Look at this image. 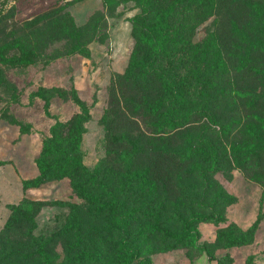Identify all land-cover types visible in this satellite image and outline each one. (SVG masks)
Returning <instances> with one entry per match:
<instances>
[{
    "label": "rangeland",
    "instance_id": "374dc122",
    "mask_svg": "<svg viewBox=\"0 0 264 264\" xmlns=\"http://www.w3.org/2000/svg\"><path fill=\"white\" fill-rule=\"evenodd\" d=\"M171 1L0 0V76L6 80L0 82V264H42L37 249L43 242H47L46 248L57 258V264H146V260L152 264H187L200 253L185 240L151 231L154 220L140 218L123 226L120 207L99 212L96 205L77 195L75 183L105 195L106 201H110L107 191H114L120 200L130 199L143 211L165 207L164 227L175 232L183 230L180 214H208L212 218L196 226L200 231L198 243L213 256L212 264H264V182L249 178L246 168L230 157L231 140L220 138L225 158L221 169L209 174L212 185L195 171L182 173L178 192L173 194L162 188L153 191L132 185L127 162H139L136 158L132 162L130 156L118 158L108 168L102 165L104 171L97 177L93 172L107 156L104 123L113 83L127 71L145 26L152 23L153 10ZM201 15L193 29V42L203 46L210 39L209 32L219 26L221 16ZM225 19L229 29L238 19L253 40H264V17L251 18L238 10L226 14ZM73 23L81 29L78 36L72 31ZM74 44L81 50L70 52ZM2 47H22L25 53L13 59L11 51L2 54ZM185 53L165 60L161 68L188 98V110L208 109L229 118L234 105L231 94L237 90L256 93L264 103V57L249 77L254 64L250 58L244 57L239 74L232 63L228 67L220 64L218 72L211 73L212 52L206 60L212 64L207 66L203 56L195 62ZM38 91L50 100L49 108ZM164 91L158 89V95ZM80 102L91 115L81 145L84 163L91 172L25 189L23 181L39 173L36 159L52 126L58 121L68 122L81 111ZM162 113L167 112L154 117L160 123L164 121ZM140 121L139 126L131 125L126 131L140 154L168 148L162 126ZM210 125L206 116L184 127L180 145H184L185 135H198ZM251 130L249 127L248 132ZM259 132L264 137V128ZM133 149L131 144L128 153ZM24 198L42 206L24 202V210L30 207L33 221L21 218L7 226L10 205ZM256 222L258 228L252 235ZM123 239L128 245H141V253L133 256L124 250Z\"/></svg>",
    "mask_w": 264,
    "mask_h": 264
},
{
    "label": "trees",
    "instance_id": "16d2710c",
    "mask_svg": "<svg viewBox=\"0 0 264 264\" xmlns=\"http://www.w3.org/2000/svg\"><path fill=\"white\" fill-rule=\"evenodd\" d=\"M238 10H242L251 18L264 17V0H172L168 5L159 6L153 10L152 23L145 26L143 39L139 41L127 71L118 76L111 88L104 123L107 156L101 163V167L94 169L96 177L104 171L102 165L105 164L108 168L109 165L113 166L118 158L130 156L132 162L135 158L139 162L137 165L131 161L127 162L126 173L128 182L132 185L146 186L153 191H160L162 188L173 194L178 192L179 183L177 182L182 181V173L194 171L212 185L209 174L218 172L225 158L220 143L222 137L231 140L230 157L238 166L246 168L247 176L264 182V139H262L264 137L259 132L264 128V103L261 96L251 91L245 93L242 90L232 93L234 105L229 118L208 109L188 110L186 107L188 98L180 92V86L170 78L167 72L162 71L163 67L161 68L165 60L175 58L182 51L186 52L187 59L195 62L198 56H203V65L207 66L212 64V62L206 63L212 52L214 65L211 73L218 72L220 64L228 67V64L232 63L235 73L239 74L238 71L244 68L240 64L246 60L244 57H247L254 63L247 73V76L252 77L257 70L256 65L259 60L264 57V40L260 38L253 40L238 19L232 22L231 29L228 28L226 14L230 15V12L235 14ZM204 12L215 14L217 17L221 16V21L218 20L219 26L216 25L215 29L209 32L210 39L206 40L203 46L194 45L193 29L197 26V18ZM71 26L74 34L80 35V27H77L75 23ZM224 29L228 33L226 36L223 34ZM11 48L2 47V54L6 55L8 51H11L10 57L17 59L25 53L22 47ZM78 50H81L80 45L74 44L70 52ZM0 82L4 84L6 80L0 76ZM160 88H164L165 91L158 95ZM37 94L46 99V108H49L50 100L46 98L43 91H38ZM80 105L81 111L75 113L68 122L58 121L52 126L51 135L46 137L43 149L36 159L39 173L23 181L25 189L39 187L55 178L91 172L84 163L81 150L87 131L85 123L91 115L85 103L80 102ZM164 110L167 113H162L164 121L160 123L154 117H159ZM206 116L211 125L198 135H185L187 137L184 145H180L182 129L194 125ZM140 119L145 123L159 124L165 129L164 133L167 135L164 136H167L169 140L168 148L155 149L147 155L138 152L136 143L126 131L131 125L139 126ZM249 127L252 130L248 132ZM249 137H252L254 141H251ZM131 144L134 145V149L128 153ZM133 152L135 154L132 155ZM190 163L191 168H188ZM73 187L79 197L96 205L99 212H112L120 207L124 213L121 219L123 226L140 218L154 220L151 231H163L168 238L185 240L184 243L200 249L199 254L205 253L208 259L213 261V256L207 248L198 243L200 231L196 226L197 222L210 220L212 218L210 215L194 211L189 216L180 214L183 230L175 232L169 227H164L162 218L164 211L167 210L165 207L158 210L148 208L143 211L130 199L120 200L114 191H107L110 201H106L105 195L96 194L93 189L82 184L75 183ZM24 202L28 204L32 201L24 198L21 202L10 205L12 212L7 226L21 218L33 221L28 213L30 207L24 210ZM32 203H37L38 207L42 206L41 202L33 201ZM257 228L256 222L250 234L253 235ZM46 246L47 242L38 244L37 253L42 259V264H57V258L48 251ZM121 246L124 250L132 252L133 256L140 254L142 250L141 245H128L127 239H123ZM145 263L152 264L149 260Z\"/></svg>",
    "mask_w": 264,
    "mask_h": 264
},
{
    "label": "crops",
    "instance_id": "0c3cea01",
    "mask_svg": "<svg viewBox=\"0 0 264 264\" xmlns=\"http://www.w3.org/2000/svg\"><path fill=\"white\" fill-rule=\"evenodd\" d=\"M212 262L213 261L209 260L208 256L205 253H201L187 264H212Z\"/></svg>",
    "mask_w": 264,
    "mask_h": 264
}]
</instances>
